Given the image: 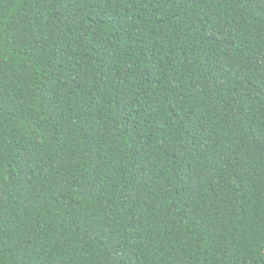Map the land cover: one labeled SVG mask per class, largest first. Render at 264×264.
Listing matches in <instances>:
<instances>
[{
	"label": "trees",
	"instance_id": "obj_1",
	"mask_svg": "<svg viewBox=\"0 0 264 264\" xmlns=\"http://www.w3.org/2000/svg\"><path fill=\"white\" fill-rule=\"evenodd\" d=\"M0 264H264V0H0Z\"/></svg>",
	"mask_w": 264,
	"mask_h": 264
}]
</instances>
